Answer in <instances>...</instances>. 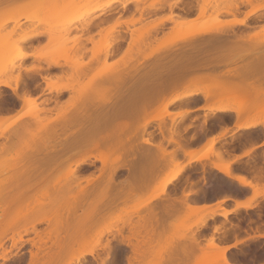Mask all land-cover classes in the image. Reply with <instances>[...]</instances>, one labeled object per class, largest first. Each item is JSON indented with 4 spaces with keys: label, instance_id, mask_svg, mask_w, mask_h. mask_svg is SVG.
<instances>
[{
    "label": "bare ground",
    "instance_id": "1",
    "mask_svg": "<svg viewBox=\"0 0 264 264\" xmlns=\"http://www.w3.org/2000/svg\"><path fill=\"white\" fill-rule=\"evenodd\" d=\"M15 1L16 0H11V1L7 0V2L5 1L6 2L5 5H0L1 7L0 28H2L9 21L17 22L21 16H23L26 19L36 20L38 23H43L46 25V27L42 31L33 32L30 35L27 34L28 32H25V34L21 38L10 41L8 37L10 36V34L15 32L16 26H14L11 30L7 31L6 36H3L2 38L0 37V51H2L1 50L2 48L3 49L5 48L4 50L8 48H11L13 50L14 49L13 46L19 48L20 43L22 41L27 40L31 42L30 38H33L34 36L36 37L37 35L42 33L46 34L47 36V40H48L47 44L48 43L50 44V42L53 44L57 39V36L59 35L61 36V34L63 35V34L71 33L72 31L76 32L74 35L77 34L74 37V39H72L73 40L72 42L73 43L75 42V44H77L76 45L77 47L79 44L77 42L82 38H84L81 37L80 31L83 33L84 29L89 30V26L91 24L93 23L94 25L97 24L96 22L90 23V20L89 22H87L86 20L84 21L85 23L82 22L79 25L77 24V22L85 19V16L88 14H92L95 12L103 13V11H106V9L111 4H113V2H117V0H105L103 4L97 5L93 2L95 0H28L27 2L22 4L18 2H17L18 4L17 3L15 4ZM118 1H121L122 5L126 3L125 0H118ZM138 1L140 2L139 4L140 9H142V7H147L150 5L152 6L155 4L160 5L164 2H167L168 0H138ZM234 1H238V0H214L213 4L211 3V0H201V3H197L198 6L193 5L192 7L195 9L196 8L195 6H197L195 12L197 10L196 15L198 17H203L204 15H206V13L208 14V10L210 11V9L212 12L216 14V16L218 15L221 16L222 12L223 13L225 12L224 14L231 13L232 16H234L235 13L232 12L235 9L234 6L238 8L237 5L238 2H235L236 4L235 3L231 4ZM243 1H245L248 5H250V9L245 12L246 16H244V18H237V16L235 15L234 18L229 20L228 22L224 24L218 23L214 27L196 26L195 28L193 26L194 29L193 27L190 29L192 25L188 26L186 28H189V30L177 36L173 35V36H169L168 38H165L157 46L153 47L149 52L140 51V45L141 44L145 45L151 42L149 39L150 31H152V29H154L155 27H158L159 22L152 24L151 27L143 26V28L139 30L137 36L131 38L132 40H130L129 42V45H136L138 47L139 49L138 54L140 55V56L138 55L139 58L137 56L134 57V55L132 54H128L127 52L128 50H127L124 51L127 53H124L118 57L120 61L118 60L113 63H107L106 61L107 57L110 54L111 55L113 54L111 52L108 53L109 52L108 48L110 47L111 41L110 40L108 41L107 39L111 34L112 30L111 32L109 31L107 36H104L101 45L95 44L92 36L89 35L88 39L93 44V47L91 49V55L88 56L89 59L87 61L83 60V55H85L86 50L85 47L82 45L83 46L82 49L81 47H77L78 50L74 52L76 53L78 51V53L74 55L75 57L76 55L81 56L80 58L82 60L79 59H78L79 61L69 60L70 63H72V66L71 65L70 66L73 67L72 70L74 73V75L72 73L71 76L73 75L72 77L73 78L76 77L77 79L78 77L81 78L86 77L83 84L77 87L62 82L57 84L56 82L52 81L49 77L42 75L40 72H37L39 71L40 68H35L33 66L26 68L25 71L28 73L27 74L29 76L28 78H31L32 76H34V74L39 75L42 79L46 78L47 81L46 82L44 80L43 81L49 90L48 92L49 93L54 92L57 98H59L58 95L60 96V94H64V92H68V93L71 91L75 92V95H70L69 98L62 103L57 102L56 101L57 98L54 99V102L55 101L56 102L53 108L52 107L48 108V104H46L48 102L44 103L46 101L45 100L46 98L43 99L44 102H42L41 100L39 102V100L37 99L39 96L37 97L33 95L30 92V90H28L27 88L24 87L25 88L24 92H21L23 89L20 90L19 89L20 87L17 88L18 86L17 79H19L18 74H16V76L17 75L18 76L15 77L14 84H11L8 80L0 81V87H4V88H8L9 90H12L15 94L14 96L16 97V99L19 100L18 102L21 101L20 103L22 107L20 109H22L23 106L25 107L24 110L23 109L20 110L21 112L18 110L19 112L16 111L17 112L16 114L9 115L10 117L7 114L6 116L8 117H5L4 116L5 114L4 115L0 114L1 135L3 132L12 130V128L10 127L13 125L16 126V124L17 126L15 128L20 127L21 130L23 129V131L21 132L19 128V132H21V134L19 132L17 134H14V132L12 133V136L14 134V136L17 137L18 139V140L12 139L13 141H15V143L11 140L9 141V142H13L12 144L14 145L11 144L12 146H9L10 144H8L9 147L7 146L5 149L0 150V159L2 160L3 157H6L7 161H11L9 167L6 166L0 168V173H1L0 175H2V172H4L3 174L9 172L11 169L10 167H12L13 169H11V171L13 175L12 174L10 175L12 176V178L13 177L18 178L22 174H25L27 181L26 182L27 185L26 184L23 185L25 186L23 187V190L25 191L27 190L26 192L24 191V193L22 194L23 196H18V195L14 196L16 195V193H13L12 195L11 193H9L10 195L7 196V193L5 192L6 193V195L4 194L5 197L8 199L9 202H11V204L9 203V206H8V202L6 201L7 199L4 197L3 193L1 192L3 197L2 195H0V198L2 197V199H4L2 200L4 201L3 203L4 205L1 204L0 205L1 208L6 207L5 210H3V212L6 213L3 214H7V215H5L6 219H4L5 221L3 220V225H2V226L6 225V227L1 226L2 228H0V247H2L3 240H5L4 238L7 236L8 226H12V224H15L19 219V217H21L24 224L28 223L27 226L24 227V229L22 230L23 233L27 234L32 232L34 234V237L28 239L27 241L30 247L27 251L29 256V260L27 264H70L69 259L68 261L63 260L65 252H67L68 249L73 246V244L79 243V241L82 239L83 235L85 234V231L91 226V224L94 221H97L98 219L103 217V215L107 214V212L111 210H115L120 205V208L125 216L120 222L121 225L118 228L114 229L115 230L114 233L112 234L110 232L112 235L111 237H113V239H116V242L118 241L119 243L124 244L130 248L132 255L126 258L127 264H144L142 257L145 256V249L143 248V246H146L151 242L156 230L161 225V221H160L161 208L162 210H169L171 206L177 203V201L171 198L170 194L166 192L167 184L176 180L182 171L187 170L188 165H191L194 161H199L203 158L209 160L208 161L209 167L216 169L218 172L222 173L224 176L228 178L243 183L245 187L247 186L253 190L254 195L261 194L264 197V192L260 193L256 189V185H257L256 183L258 182V181L256 182V180L261 179L264 176V171L263 172L257 171L261 167L257 170L254 169L255 173H252L254 170L252 169L253 171H251L250 169L252 176L247 175L251 177V178L249 177L250 179L248 177L246 178L244 174L246 171L249 170L246 169L248 168V166H246L245 168L246 170L244 173H240L241 169H234L235 167L233 168L232 166L234 165L233 162L235 160L233 161L232 159H234L235 157L234 158L231 157L232 159L228 157L229 154L233 152V150L234 151L236 150L229 145V143H232L231 142L232 140L228 142L227 140H225L226 137L224 138V140H221L220 138L219 140L218 139L216 140V138H218L219 136H216V134L211 132L213 129L212 127L215 124L213 122L211 124L214 125H209V123L207 122L208 120L210 121V119H215L217 117L216 115L217 113L218 114L222 113L221 115L226 114V116L227 114H229L233 119L232 124L234 123L236 127V128L234 127V131L235 129H237L240 132L241 131L248 132V131H252L256 127L261 125L262 128H260V130L262 129L261 131H263L264 134V83H261L259 85L253 83L254 78H252L254 73L258 74V72L262 73L263 71L264 52L258 53L259 55L256 57L255 63H254V59L253 60L249 59L248 62L244 63L242 60L243 59L242 56L245 55L243 51H246L247 47H243L245 49L244 50L241 46L243 44V41L244 43L250 41L252 48L256 45V47H261V49L263 48L262 49L263 51L264 36L260 38L259 36H256V33L251 34L252 33L251 32L249 33L250 35H247L248 34L247 33L246 35L241 36L239 40L233 39V41H231L230 39H228L230 38L229 30H232V27L239 26L240 28L236 27L238 30V29H242L241 28L242 26L244 30L246 29L245 27L248 26V23L245 21V17H247V15H252V14L254 15L256 13L258 14L259 11L264 13L263 12L264 4L263 5L259 4L257 0H243ZM57 2L59 3V5H57L58 4ZM81 2L83 3L79 4ZM170 2H167V5ZM174 2L176 3L175 0ZM194 2L196 1L194 0ZM35 3L38 4L35 5ZM47 3L49 4L46 5ZM33 4L35 5V7L33 6ZM6 5L9 7H7ZM171 5L168 6L171 7ZM231 7L234 8V9L232 8L233 9L232 11L230 9ZM40 8L41 9L46 8L48 10L51 8V10L43 11L40 13L41 10ZM171 9H173V6ZM236 10L237 9H235V11ZM188 12H186V14ZM195 12L193 11V13ZM262 13H260V15H262ZM253 15L251 17H253ZM172 19H173V14L170 13L166 17V20L170 21ZM100 22L101 21H99V23ZM117 22H119V19L117 20ZM130 22L131 21H126L127 24H130ZM131 24L133 23L131 22ZM254 26L255 25H252V28ZM17 27H19V25H17ZM195 37H204L210 42L217 41V43L223 45L221 46L219 44L223 49L220 50L221 51L220 53L211 54L204 50L201 51L202 50L201 47H199L198 50L192 49L190 47L188 48L187 46H189V44L192 45L191 39ZM180 40L183 41L185 44L184 45L185 47L180 48L181 50L178 51L176 49L174 50L172 48H169V46L174 45L177 41ZM167 47L169 48L167 49L169 51H167V53L165 52L166 53L165 55L163 52L160 53L161 51H163L162 50L163 48H167ZM62 48L64 49L65 46L64 47L61 46L60 49ZM102 48L104 49L103 52L104 55L101 61L99 60L98 55L102 52ZM63 49L61 51H63ZM261 49H259V51H261ZM24 52L21 51L17 52V54L14 57H12L11 64H13L15 59L24 58L28 54L27 51H26L27 53ZM242 52L244 53V55H242ZM40 55H38V57L43 58L44 61L47 62L48 64L54 63L55 65L61 67L63 65V64L62 65L59 64L58 61H56L57 59L55 60L53 57L50 58L49 56L46 55L44 56H40ZM178 56L184 58L182 61L183 64H180L182 58L177 59ZM72 58L73 56L71 57V59ZM137 58L139 59V64ZM146 59L152 60L154 63L156 62L159 65L160 63L163 64V60H165L164 62L170 61L169 62L170 68H176L180 64L181 66L183 65V67L186 66L184 69L182 68V70L184 71L186 70L187 72L191 71L192 74H190L189 77L187 76V83H186L187 87L185 88V90L177 94L174 98L169 99L163 104L162 106L163 112L149 117L148 115H144L145 117L143 116L144 118L143 121L138 124L137 128H135L137 129L136 132L137 135L124 137L123 135L125 131L129 129L131 123L128 120L135 118L140 114L143 115V113L144 114L147 113V108L150 105L151 97H154L156 95L155 91L159 92L160 90L159 86L161 84L159 82V77L161 74L160 72H156V71L152 72V70H150L151 67H154V63L152 62H151V67L149 66L150 64L149 65L146 64L148 68L150 67L149 70L146 69L147 68L146 65H145L146 68L143 67L144 66L143 62ZM3 60L4 58L0 57V63ZM133 60L137 62L131 63L134 62ZM160 60L161 62L159 63ZM236 60L238 62L241 60L243 63L240 61L241 64H239ZM91 62L94 64L96 62L98 63L101 62L102 64L100 67L102 68L101 71L103 74L96 73L95 75H91L88 77V73L90 71L87 72L86 70H88L89 66L92 67V65L90 64ZM129 63H131V65ZM199 63H203L201 67H198L196 65ZM234 63H237L239 65L236 64V66L233 67L232 64ZM137 64L139 65V67ZM226 64L227 65L229 64L228 68H226L225 70H221V68L224 69L223 67L226 66ZM140 66L141 68L142 67L143 68L140 69ZM218 68H220V70H217ZM46 69H48V67H46ZM143 69L146 70L140 71ZM182 70H177V68L174 70L171 69L168 73H166V75L167 74L169 75V76L167 75V77H169V80L166 79V81H169L170 84L175 85V83L179 82L178 80L181 78L182 72H184ZM30 71L34 73H30ZM186 71L184 73H187ZM100 74H102V76L99 77L102 79L99 81L97 76ZM218 77H221V79L224 77L222 79L223 81L222 83L218 82L217 84H213L209 88H194L195 87L194 84L196 82H200V80H208V81L211 80L210 82H212V81H217L219 79ZM250 77L253 80H250ZM237 79L238 81L244 80L243 81L244 83L246 82L245 80H247L246 83H248L246 85H243L244 87L243 86L240 87L242 93L245 96L240 97L241 99L239 98V101H237L238 103L237 106L233 107L223 103L209 104L207 106V109L213 115L209 117L208 115H205L203 117L204 120L203 122L201 121L202 124L203 123L205 124L203 125V127H201L202 125L200 124V121L197 123V121L195 122L193 119H186L187 114L193 111L190 110L192 108H190L189 103H193L195 98L197 97L201 98L202 101L204 100L206 103L207 101H209L210 99L209 97L213 98L219 93V91H221V93L223 92L222 89L224 90V88L219 90V88H221L223 85H227L228 87V85H231L234 82H235L234 84L236 85ZM227 87L224 90V92L228 90ZM210 90H212V92L214 90L213 94L211 93ZM21 93L22 95H20ZM150 95H154V96L150 97ZM49 100L50 99H48V101ZM191 100L193 101L189 102ZM174 101H178V102L184 101L183 103L187 102L186 104L189 105H187V107H185L186 109H184V111L180 113L181 119L178 122L175 121L177 118L174 120L173 117L171 118V116H168V118L172 120L167 125H165L166 123V120L164 121L165 116L167 118V115L170 114V112H168L167 110V106L173 103ZM43 112H48V113L52 112L54 116L44 117L46 114ZM40 113L44 115V116L42 115L43 120L42 119L39 120L41 117L39 116L41 115ZM26 118L27 120L30 118L34 119V121L31 122L32 120L30 119L31 124H29L28 121H26ZM21 121L22 123L27 122L25 124H28L29 125V126L27 125L28 127H31V125L33 124L40 125L38 133L32 135L30 128L22 124ZM153 121L158 122L156 123V125L159 129V132L161 133L160 136L162 137V139L165 140L164 142H166L167 145L171 144L173 146L171 150L164 148L161 145L162 143L159 144L160 142L155 143V141H151V139H153L152 136L151 138L148 137L149 133L147 131V128L149 125H151L150 123ZM220 122L221 121L219 120V122L217 123ZM18 123H20L21 125L20 124L18 125ZM218 125H221V123ZM189 129L190 130L192 129V132H190ZM188 130L191 134L189 136H186L185 133H187ZM164 133H166V135H164ZM218 133L217 135H219L221 131L219 134ZM222 133L223 134H220V137H224L221 135H224L225 133L223 131ZM229 134H227L228 137ZM247 134H248L247 137H244L242 135L238 137L239 139L245 138L246 141L247 140L249 141V145L252 146L253 144L251 143H254L252 142L253 141L252 139L255 136H252L250 133ZM12 136H10L9 139H11ZM138 136L141 137V139L140 137L137 139V140L140 139L139 140L141 142L140 145L135 143V140ZM199 136L201 137L207 136L208 138L207 140V138L205 137L207 140L206 142L207 147L203 149V152L201 154L196 153V150L194 151L189 149V147L192 144H195L200 141ZM233 137H235L234 134ZM238 137L236 136L235 138ZM245 140L240 139L238 141V144L240 145L239 143L240 141L242 142L244 141V143H246ZM216 141H218V144H216ZM227 145H229V148H231L232 151L229 148H227ZM243 145L244 144L241 145V148L242 149L246 148L247 145L246 146L244 145L245 147H243ZM257 145H259V143L254 144L253 145L254 148ZM251 146L249 148H251ZM253 146L251 149H247V150L244 149L245 152L243 151V153L245 156L249 157L248 163L256 164L258 162L259 159L258 157L260 155H261L260 158L262 157V159L264 160V151H262L260 155L259 154L257 155L254 152V150H252ZM235 147H237V145H235ZM237 148L239 149V147ZM71 149H75L76 151L75 154H80V152L82 155L85 152L88 153L87 154L85 153L86 156L84 155L80 159L71 162L69 161L71 155L63 158L64 157L63 155L66 153V151H69ZM226 149L231 152L227 151ZM134 150H136V153L138 152L139 157L142 155L141 153L146 154V156H142V157H147L145 166L142 163H141L142 165L141 167L138 165L140 168L136 166L137 161H138L137 163H139L141 159L142 162L144 161L143 158L138 160L136 156H135L136 158L133 157L134 159L132 157L131 158L126 157L131 152L134 153ZM91 151H97V155L94 154L92 155ZM13 153L15 154L13 155ZM243 153L241 155H237L236 159L239 158L241 159ZM113 155L115 156L114 158ZM178 155H184L189 157L186 163L187 166L186 164L182 166H178L174 162V166H177L178 168L173 172L165 175V177H163V179L160 181L159 183L160 191L154 194L155 196L154 198L160 195H162V197L154 206L153 205L151 206L150 200L146 199L145 203L137 209H133L132 207H130V209L127 210L126 208L123 207L124 205L127 204L128 201H131L134 197L133 196L134 194H132L135 191L133 190V183H132L135 182L134 180H136V186L138 185L137 187L139 190L142 188H147L149 181L152 179L153 175L155 176L154 170L158 162L156 156L162 159H165V157L167 156L168 159L174 161L176 160L175 157ZM90 157H92L93 160L92 159L90 160ZM111 157L113 159H110ZM95 160L100 163V167L98 166V168L96 169L97 174L98 173L99 174L94 175L96 173L88 172V174L84 175V172H87L84 170L85 166H91V164ZM132 161H134L135 163ZM18 162H25L23 163L25 164V166L19 165L20 168L18 169L17 167H15L17 165L16 163ZM12 164L14 165L15 168H17L16 169L17 172H14L16 170L14 169ZM62 164H65L66 166L64 169L62 168ZM203 167H205L204 164ZM137 168L139 169L136 170ZM121 171H125L126 174V176L123 177L124 179L122 178L121 180L124 183L125 187L127 186L126 188L127 192L123 191L125 187L121 188V184L123 183H121L120 180H119L120 186L118 188L116 182L114 181V178L119 176L118 174ZM36 173L39 175L38 181L37 182L35 181L34 183H30L31 180L29 179V177L31 175L33 176ZM121 174L123 175L124 172ZM18 180L15 179V181L11 183H13L14 185L17 183ZM18 182L21 181L19 180ZM0 183L3 182L0 181ZM11 183L9 184L10 186L16 187L15 185L13 186ZM2 201L0 200V203H2ZM5 202L7 203V206H5L6 205ZM247 202L236 201V207L249 208V204ZM19 204L21 205L23 204L22 208L23 210L25 209L24 212L23 210H20L21 206L18 207ZM10 207L13 209H11ZM159 208L160 211H158ZM15 209L16 211H14ZM251 209L255 212L258 218H261L262 215L264 216V198L263 200L256 202ZM19 210L22 211V213L19 212ZM79 210H81L80 213H78ZM229 213L230 211L228 210H222V212H219L218 214L223 218H227V215ZM237 220L240 221L241 218L237 217ZM37 223H45L46 229H44V231L36 230L35 224ZM249 223L254 224L252 231L253 233H255L254 235H251L249 239L251 238L253 242H255V240H259V238L260 239L264 238V233L263 232L261 233V231L259 230L261 224H263L264 222L261 223L260 221L259 223L254 219H252V217H250ZM28 225H30V227ZM11 228L12 227H10V229ZM125 228L128 229L129 235H123V231L125 230ZM22 231L20 230L16 232L18 237L17 239L13 236L15 233L14 230L10 231L12 232L10 235V238L12 240L11 249L14 248L16 251H18L20 247H23L24 244L18 245V241L22 239V234H21ZM111 244H112L111 240L108 239L104 243H101L100 240H97L94 247H90L88 249L83 250L77 255L76 259L79 260L81 257H83L86 254L87 255L96 254L95 258L98 259L99 252H103L104 253L103 257L99 256L100 257L99 264H111V259H112L111 257H113L112 256L113 246ZM211 246L214 247L215 244L211 242L210 247ZM227 248L228 247L222 248L219 259H211L208 261L207 264H218L219 261H221L220 264H233L227 262L226 258L224 257V253ZM2 250H3V254H0V258H2L3 262L7 260L9 261V259L12 257L18 259V256L15 254L16 252L11 256L6 257L4 255L6 249L3 248ZM15 255L17 257H14ZM96 259L95 261H97ZM177 259L178 257L176 252L172 251L169 254V256L165 260H163V264L176 263Z\"/></svg>",
    "mask_w": 264,
    "mask_h": 264
},
{
    "label": "rangeland",
    "instance_id": "2",
    "mask_svg": "<svg viewBox=\"0 0 264 264\" xmlns=\"http://www.w3.org/2000/svg\"><path fill=\"white\" fill-rule=\"evenodd\" d=\"M104 1L105 0H95L93 2L97 5H101L104 3ZM137 1L138 0H125L126 3L124 4V6H126V4L129 2L134 3ZM168 1H171L173 3V5L175 4L174 0L173 1L168 0ZM175 1H176V3L178 2V0H175ZM195 1L196 2H194V0L193 1L188 0L187 2L188 3L194 2L195 5H197V6H198L197 3H201V0H195ZM242 1L238 0V1H234L233 3H231V4H234L235 2H238L237 3L238 8L236 6H234V8L237 9L238 11H241V12H238L237 10H236L237 11L236 12L233 7L230 8L231 11L234 9L232 12L235 13L237 18H244V16H246L245 12L250 9V5H248L245 1H243V2ZM257 1L261 5L264 4V0H257ZM17 2L18 1H15V4ZM213 2H214V0H211L212 4H213ZM82 3L83 2H81L79 4H82ZM137 3L140 4L139 1ZM36 4H38V3H35V5ZM48 4L49 3H47L46 5H48ZM114 4L122 5L121 1L117 0V2H113V4H111L107 9L110 10ZM35 5L33 4L34 7H35ZM57 5H59V3ZM155 5H157V4H155ZM197 6H195L196 7L195 9H197ZM230 6H233V5H230ZM148 7H152V5L147 6V7H142V9H140L139 17H134L133 15L128 17V16L123 15V16L117 17L115 20L109 19L106 24L103 21L99 20V17H101V15L103 14L102 12H95L92 14H88L85 16V19L78 21L77 24L79 25L80 23H82L86 20H87V22H89V20H90V23H92V19L97 20L96 21L97 24L94 25L95 27L94 26L91 27V25H92L91 24L89 26V30L84 29L83 33L80 31L81 37H84V38H82V39L80 38L81 40H79L77 42V43H79L77 47H81V49L83 46L85 47L86 51L84 50L85 55H83V60L87 61L89 59L88 56L91 55V49L93 47V44L88 39L89 35L92 36L95 44L101 45L103 42L104 36H107L109 31L111 32V30H112L111 34L109 35V37L107 39H108V41L109 40L111 41L110 47L108 48V51H109L108 53L111 52L113 54L112 55L110 54L107 57L106 61H107V63H113V62L119 60L118 57L120 55L127 53V52H128V54H132V55H134V57L137 56L139 58L140 55L138 54L139 53L138 47L136 45H129V42H130V40H132L131 38H134V36L135 37L137 36L139 30H141L143 28V26L144 27L145 26L151 27L152 24L159 22L158 27H155L154 29H152V31H150V38L149 39L151 42L147 43L145 45H142V44L140 45V51L149 52L153 47L157 46L165 38H168L169 36H173V35L177 36L181 33H184L185 31L189 30V28H186L188 26L192 25L190 27V29L193 26L195 28H196V26L197 27H199V26H213L214 27L218 23L224 24V23L228 22L229 20L233 19L235 16V15L232 16L231 13L230 14H224L225 12L224 13L222 12L223 14L221 13V16H219V15L216 16V14L214 12H212L210 9V11L208 10V14L206 13V15H204L203 17H198L196 15L197 10H196V13L193 14V11H190V9H189L188 10L189 12L187 11L189 13V14L187 13L189 15L188 19H187V17H182V16H184V14L182 15V13L176 12L174 7L168 13L163 12L164 10L163 9L161 10L160 8L159 9L157 8L155 10L156 13H153V10L145 11V10H147ZM107 9H106V11H107ZM50 10H51V8L49 10L46 8H43L40 10V13L43 11H50ZM263 10H261V11H263ZM103 12H105V11H103ZM170 13L173 14V19L169 21V20H166V17ZM260 13H262V12L259 11L258 14L257 13L254 15L252 14L253 17H251L252 15H247V17H245V21L248 23V26L251 24L255 25L253 28L252 27L247 28V26H246L245 27L246 29L244 30L243 27L241 26V28L243 30L242 29L237 30V28H240V27L234 26V27H232V30H229L230 38H228V39H230L231 41H233V39L239 40L241 36L246 35L247 33H248L247 35H250L249 33H251V32H252L251 34L256 33V36H259L260 38L263 37L264 36V30H263V27H264L263 22L264 21H261V23L249 22L251 19H256V20L257 19H263L264 13H262V15H260ZM175 14H176V16H175ZM190 15H193V17H191ZM255 15H256V17H255ZM118 19H119V22H117ZM99 21H101V22L99 23ZM126 21H131L133 24H131V22H130V24H127ZM168 22L172 23L171 27H169V28H167V26H166V23H168ZM160 23H161V25H160ZM17 25H19V27H17ZM14 26H16L15 32L10 34V36L8 37L10 41L21 38L25 34V32H28L27 34L30 35L33 32L42 31L46 27V25L43 23H38L36 20L26 19L23 16H21L17 22L9 21L2 28H0L1 29L0 30V37L2 38L3 36H6L7 31L11 30ZM194 27H193V29H194ZM226 29H228V28H226ZM240 30H242V31H240ZM237 31H239V32H237ZM75 33L76 32L72 31L71 33L63 34L64 36L61 34V36L60 35L57 36V39L55 40V42L53 44L51 42H50V44L49 43L47 44V41H48L47 36H46V34L42 33V34H39V35H42V38H40L37 42L36 41L28 42L27 40H24L20 43L19 48L14 47V46H13V48H14L13 50L11 48H8L6 50H4L5 48L4 49L2 48L1 49L2 51H0V57L4 58V60L0 63V81L1 80H8L11 84H14L15 83V77H17L19 75V79H17L18 80L17 81L18 82L17 88L20 87L19 88L20 90L23 89L21 92H24L25 88H27L28 90H30V92L33 95H35L37 97L39 96L37 98L39 100V102H40V100L42 102H44L43 99L46 98L45 99L46 101L44 103L48 102V103H46V104H48V108H50V107L53 108L55 106L56 101L60 102V103L66 101L70 95H75L74 91H71L69 93L64 92V94H60V96L58 95L59 98H57L54 92H52V93L48 92L49 90L46 87V84L44 82L41 85H39V87L34 88V89L30 88V85H28V84L24 85L23 82L31 83L32 81H37L36 78L38 75L34 74L35 77L30 76L31 78H28L29 77L27 75L28 73L25 71L26 68L33 66L35 68H40L39 71H37V72H40L42 75H44L46 77H49L52 81L56 82L57 84L62 82V83L71 84L75 87L83 84L86 77L85 78L84 77H82V78L78 77V79L76 77H74L75 78L74 79L72 77L74 75L73 70H72L73 67H71L72 63H70V61H69V60H71V61L82 60L80 58L81 56L76 55V57H75V55H74V54L78 53V51L76 53H74L76 50H78V48L76 47L77 44H75V42L74 43L72 42L73 41L72 39H74V37L77 35V34L74 35ZM39 35H37V36H39ZM126 35H127V37H126ZM119 37L120 38L122 37L125 39L127 38V41L125 43L124 48L121 51H119L118 53H114V52H112V48L114 47V42L116 41V39H119ZM24 42H26V43H24ZM209 42L210 41L205 39L204 37H195V38L191 39L192 45L189 44V46H187V47L188 48L190 47V48L195 49V50H198L199 47H201V49H202V50L200 49L201 51L204 50V51H207L208 53H211V54L212 53L213 54L214 53H220L221 52L220 50L223 49L221 47L223 45H221L220 43H217V41H213L210 43ZM27 44H29V45H27ZM32 44H35V45L32 46ZM130 44H132V43H130ZM184 45H185L184 42L180 40V41H177L174 45L169 46V48H172L174 50L176 49L179 51V50H181L180 48L185 47ZM61 46H63V47L65 46L64 49L62 48L63 51H61L62 49H60ZM241 46H242V48L247 47L246 51H243L245 53V55L242 52V55H244V56H242V58H243L242 60L244 63L248 62L249 59L250 60L254 59V63H255V59L259 55L258 53L264 52V50L262 51L263 48L261 49V47H256V45L252 48L250 41H247V43L246 42L244 43V41H243V44ZM169 48L168 47L163 48L162 49L163 51H161L160 53L163 52L165 55L167 53V51H169V50H167ZM259 49H261L262 52L259 51ZM20 51L21 52L25 51L24 53L28 52V54H27L28 56L26 55L24 58L15 59L13 64H11L12 57H14L17 54V52H20ZM124 51H127V52H124ZM103 52H104V49L102 48V52L98 55V58L101 61H102V58L104 55ZM38 55H40V56L46 55V56H49L50 58L53 57L55 60L57 59L56 61H58L59 64H61V65L63 64V65L61 67V66L55 65L54 63L48 64L47 62L44 61L43 58H39ZM72 56H73V58L71 59ZM262 56H263V54H262ZM181 58H182L181 56H178L177 59H181ZM30 59H31V62H30ZM183 59L184 58H182L180 64H183L182 63ZM135 60H133L134 62H131V63L137 62ZM77 61H74V62H77ZM164 61L165 60H163V64H162V63H160L161 62V60H160L159 61L160 65H159L156 62L154 63L152 60H149V59L144 60V62H143L144 66L143 67H145L146 64H148V65L150 64L149 66L151 67V62H152V63H154V67H151V69H150V67L148 68L146 65L147 68L146 67L145 68L148 70L149 69L152 70V72L153 71L160 72L161 75L159 77V82L161 85L160 84H159L160 86L158 85L160 87V90L158 89L159 90V92L157 91L158 93L155 91V94H156V95L154 94L155 96L150 95V97L151 96H154V97H151L150 105L147 108V113H145V114L143 113V115L140 114L139 116H136V117L134 116L135 118L128 120L131 123H130L129 129L125 131V133L123 135L124 137L136 136L137 135L136 134L137 129H135V128H137L138 124L143 121L144 115H148V117H149V116H153V115H156V114L163 112V108H162L163 104L166 101H168L169 99L174 98L177 94L184 91L185 88L187 87L186 86L187 76L189 77V75L192 74V72L191 71L187 72L185 70L187 73H184L185 71L182 70V68L184 69L186 66L183 67V65L181 66L179 64L180 66L178 65V67H176L177 70H182L184 72H182V76L178 80L179 82H177V83L174 82L175 85L170 84L169 81H166V79L169 80V77H167L168 74L166 75V73H168L171 69L174 70L176 68H170V66H169L170 61H168V62H164ZM240 61L239 62L237 61V62L239 64H241ZM96 63L95 64L92 62L90 63L92 65V67L89 66L88 70H86L87 72L90 71L88 73V77L91 75H95L96 73H102V71H101L102 68L100 67L102 63L101 62H99V63L96 62ZM131 63H129V64L131 65ZM138 64H139V59H138ZM202 64L203 63H199L196 65L198 67H201ZM236 64L237 63L232 64L233 67H235ZM239 64H237V65H239ZM228 65L226 64V66H224V67L222 66L224 69H222L220 67L221 70H225L226 68H228ZM54 66L57 67V69L52 70L51 68ZM141 66H140V69L143 68V67L141 68ZM230 66H231V64H230ZM46 67H48V69H46ZM90 67H91V70H90ZM138 67H139V65H138ZM220 68H218L217 70H220ZM231 68H232V66H231ZM145 70L143 69L140 71H145ZM23 72H25L24 73L25 75L23 74ZM87 72H86V75H87ZM30 73H34V72L30 71ZM72 73H73V75L71 76ZM260 73L261 72H258V74L254 73V75L252 77V78H254V80L251 79V77H250V80H253V83H256L258 85L261 83H264V79H263L264 78L263 77L264 76L263 75L264 74V68H263L261 75H260ZM16 74H18V75L16 76ZM102 74L97 76L99 81L102 79L99 77V76H102ZM196 74H198V73H196ZM184 75H185V77H184ZM61 77H62V79H61ZM32 78H34V79H32ZM218 78L219 79L217 81H212V82H210L211 80L210 81L200 80V82H196L194 84L195 85L194 88H209L213 84H217L218 82L222 83L223 82L222 79L224 77L222 79H221V77H218ZM261 78L263 79V82H262ZM42 80H44L45 82L47 81L46 78H43ZM243 81H241V80L238 81V79H237L236 85L234 84L235 82L231 85H228V87H227V85H223L221 88H219V90L222 88H224V90H225L226 87L228 88V90L224 92V90L222 89V91H223L222 93H221V91H219V93H221V94L218 93L213 98L209 97L210 99L206 103L204 100H203L204 101L203 102L202 99L198 98V97L195 98V100L193 99L195 102L193 100L189 101V102L193 101V103H189L190 108H192L190 110H193V111L188 113L187 117L185 116L186 119H193L195 122L197 121V123L200 121V124L202 125L201 127H203V125H205L204 123L202 124V122L204 120L203 117L205 115H208V117L213 115L207 109V106L209 104L223 103V104H227V105L233 106V107L237 106L238 105L237 101H239V98L245 96L242 93V90L240 89V87L248 84V83H246L247 80H245L246 81L245 83ZM229 89H231L233 91H231ZM210 91L213 94L214 90H213V92H212V90H210ZM153 93H154V91H153ZM153 93H151V94H153ZM14 95L15 94L12 90H9L8 88L0 87V114L11 113L14 115L17 112H19L20 110L25 109L24 106L22 109H20L22 107V105L20 103L21 101L18 102L19 100L16 99V97ZM20 95H22V93ZM48 99H50V100L48 101ZM54 99H56L55 102H54ZM196 99H198V100H196ZM183 102L184 101H180V102L174 101L173 103H171L167 106V110H168V112H170V114L167 115V118H166V116H165V119L163 118L164 121L166 120L165 125H167L172 120V119L168 118V116H171V118L173 117L174 120L177 118L175 120L177 122L181 119L180 113L183 112L184 109H186L185 107H187V105H189V104H186L187 103L186 101H185L186 103H183ZM185 104H186V106H185ZM6 107H10V108H8V110H7ZM43 113H45L46 115L44 116L42 113H40L41 115H39V116H41V117L39 120H41V119L43 120L42 115L44 117H46V116L53 117L54 116L52 112H49V113L43 112ZM221 114L222 113H219V114L217 113L216 114L217 117L215 119H210V121L208 120L207 122L209 123V125L215 124L213 127L211 126L213 128V129L211 128L212 129L211 132L215 133L219 130H223L225 132V134H228L231 131L230 127H231L233 119L229 114H227V116H226V114H224V115H221ZM218 115H219V117H218ZM30 119L27 120V118H26V121H28L29 124H31V122L34 121V119H31L32 121ZM219 120L221 121L220 123L222 126L218 125V124H220V123H217V122H219ZM224 121H225V124H224ZM213 122H214V124H211ZM21 123H22V121H21ZM25 123H27V122H25ZM25 123H22V124L27 126L28 124H25ZM156 123H158V122L153 121L150 123L151 125L148 126V128H147V131L149 133L148 137L151 138V136H152L153 139H151V141H155V143L160 142L159 144L162 143L161 145L164 148L171 150L173 148V146L171 144L167 145L166 142H164L165 140L162 139V137L160 136L161 133L159 132V129H158ZM19 124L20 123H18V125ZM16 126H17V124H16ZM16 126L13 125L10 127V128H12L13 131L10 130L11 132L7 131L8 133L3 132L2 135L0 134L1 135L0 136V150L5 149L8 146V144H10L9 146L14 145V144H12L13 142L15 143V141H13V140H18L17 137L14 136V134H17L19 132L20 127L19 128L17 127L18 128L17 129V128H15ZM169 126H170V124H169ZM28 128H30L31 134L34 135V134L38 133L40 125L33 124V125H31V127H28ZM20 130H21V128H20ZM189 130L187 131V133H185L186 136H189L191 134L190 132H192V129L190 130V132H189ZM22 131H23V129L21 130V132ZM13 132H14V134L12 136ZM21 132H19V133L21 134ZM188 132H189V134H188ZM9 133H11V134H9ZM247 133H250L252 136H255L257 138L256 141H259L260 139H262V137H264V134L262 132H260L261 133L260 134L258 132V130H252V131L245 132V133L244 132H242V133L234 132V136L242 135L244 137H247L248 136ZM164 135H166V133H164ZM10 136L15 137L16 139L12 138V137H11V139H9ZM139 137L140 136H138L136 138L135 143L140 145L141 142L139 140L141 139V137L139 140H137ZM203 138L205 139V137L199 136L200 141L197 142L196 144H194L192 147H199L198 145H200L204 141ZM240 139H242V138H240ZM10 140L13 142H9ZM239 140L236 139L234 141L235 145L238 146ZM16 144H17V141H16ZM231 144L234 145L233 142ZM231 144H229V145L233 148V146ZM229 145H227V148H229ZM205 147H207L206 142L203 143L202 145H200L199 149H202L201 153L203 152V149ZM262 148H264V146L256 151L257 155L258 154L260 155ZM229 149L231 150V148H229ZM236 150H237V148H236ZM227 151H229V150H227ZM235 151L233 150V152H235ZM75 152H76L75 149H71L69 151H66V153L63 155L64 156L63 158L71 155L69 161L74 162L77 159H80L81 157H83L84 155L86 156V154L88 153V152L87 153L85 152L86 154L84 153L82 155L81 152H80V154H75ZM229 152H231V151H229ZM135 153H136V150H134V153L131 152L126 157L127 158H129V157L130 158L131 157L136 158L137 157L138 160L143 158L145 162L144 161L142 162L141 161L142 159H141L139 161V163H137L138 161L136 160L137 161L136 166L141 167L142 166L141 163L144 164V166H145L147 157H142V156H146V154L141 153L142 154L141 155L139 153L141 155L139 157L138 152L136 154ZM14 154L15 153H13V155ZM91 154L97 155V151H91ZM115 155H117V154H115ZM152 155H154V154H152ZM260 156L258 157L259 158L258 162H257L258 164L257 163L253 164V163H248L247 161H245V162L243 161V162H240L239 164H237V166H239V168L243 172H245L246 169L247 170L249 169L248 171H246V173H251L250 169H251V171H253L254 169L255 170L259 169L260 167L261 168L257 171L263 172L264 171V161H263L262 157L260 158ZM114 157L115 156L113 155V158ZM176 157H175L176 160L171 161L170 159L167 158V156L165 157V159H162V158H159L158 156H156V158L158 159V162H157L156 168L154 170L155 176L153 175L152 179L148 183L147 188H142L139 190L137 187L138 185L136 186V180H134L135 182H132L133 183V190H135L132 193V194H134L133 195L134 197L131 201H128L127 204L124 205L123 207L126 208L127 210H129L130 207H132L133 209H137L145 203L146 199H149L150 205L154 206L162 197V195H160V196H157L156 198H154L155 197L154 194L158 193L160 191V188H159L160 181L163 179V177H165V175L173 172L174 170H176L178 168L177 166H174V162L176 165L182 166V165H185L188 161V159H184L181 155H178ZM228 157L231 158L230 154ZM113 158L111 157L110 159H113ZM127 158H126V160H127ZM211 158H213V157H211ZM211 158H210V160H211ZM91 159L93 160L92 157H90V160ZM203 160H208V159L203 158ZM119 161H121V160H119ZM132 162H134V161H132ZM10 163H11V161H7V158L3 157L2 160L0 159V168L6 167V166L9 167ZM23 163H25V162H18V163H16L17 165L15 167H17L19 169L20 166H25V164H23ZM93 163H94L95 167L93 166ZM93 163L91 164V166H85L84 170L87 172H84V175L88 174V172L96 173L94 175L99 174V173L97 174L96 169L98 168V166L100 167V163L96 160L93 161ZM247 163L251 166H249ZM118 164H120V163H118ZM204 165H205V167H203V164L195 165V166L188 165L187 170L182 171L176 180L167 184L166 192H168L170 194L171 198L175 199L177 201V203L174 204L173 206H171L169 208V210H162V208L160 207L161 208V212H160L161 214L160 213L159 214H160L161 225L156 230L151 242L148 245L143 246V248L145 249V256L142 257L144 264H163V260H165L172 251L176 252L177 257H178L177 262L173 263V264H207L208 261L211 259H219L222 248L225 247L222 245L224 240H222L221 238H217V236H216L219 232H225L226 238H232L233 237L235 240V244L237 246L236 248H234L235 251L233 252V254L228 253L229 247L226 249V251L224 253V257L226 258L227 262L233 263V264H260V263L262 264V263H264V238H261L259 240H255V242H253V240L251 238H250L251 240L249 239V235H253L252 230L254 227V224L249 223V218L252 217V219H254L255 221H257L259 223H260V221H261V223L264 221L263 215L261 216V218H258L257 215L255 214V212L251 209L252 206L256 202L263 200V198H264L263 195H261V194L254 195L253 190L249 193V187H239L234 182H232L228 177H226L222 174L215 173L214 170H216V169H214L212 167H208V164L207 165L204 164ZM186 166H187V164H186ZM246 166H248V168H246ZM13 167H14V165H13ZM15 167H14V169L16 170L17 168H15ZM65 167H66L65 164H62V168L64 169ZM10 168L13 169L12 167H10ZM139 168H137L136 170H138ZM11 169H10V171H11ZM255 170L252 173H255ZM7 171H9V170H7ZM9 172H7V173L5 172L6 174H3L4 172H2V175H0V181L3 182V183H0L1 184L0 186L1 187L3 186L2 188L0 187V189L2 190V191L0 190V195H2V193H3V195L4 194L6 195V193H7V196H8V195H10L9 193H11V195L13 193H16V195H14V196H17V195L23 196L22 194L25 191V190H23V187H25L23 185H25V184L27 185V183H26L27 181H26V177H25L26 175L22 174L20 176L21 178L20 177H18V178L13 177V178L20 179L21 182H18L19 181L18 180L17 181L18 184L17 183H16L17 185L14 184L16 187H12L9 185L11 182H6L4 180L2 181V179H5V178H9V177L12 178V176H10L12 174V171L10 173ZM14 172H17V170ZM123 172L125 174V171H121L118 174L119 176L114 178V181L116 182L117 188L120 186L119 180L121 181V183H123L121 179L124 176H126V174L125 175L121 174ZM135 172H138V171H135ZM36 174H34L33 176L31 175L29 177V179L31 180L30 183H34L35 181L36 182L38 181L39 175L38 174L36 175ZM136 179H137V177H136ZM117 181H118V184H117ZM11 184L13 185V183H11ZM256 184H257L256 189L258 190V192L263 193L264 192V184L262 185V184H259L258 182ZM123 187H125L124 183L121 184V188H123ZM126 188H127V186L125 187V189H123L124 192L127 190ZM3 195H2V197H3ZM5 195H4V197H5ZM236 196H249V208H242L241 207L240 208L241 210H236L234 212V214L230 217L227 215V218L220 217L218 219V218L214 217L216 215L215 211L212 212V210H208L205 206H199L198 205L201 197H207L210 200L221 199L222 202H225V201L231 200V198L236 197ZM2 197L0 198L1 201L4 200V199H2ZM6 201L8 202V206H9V203L11 204V202H9L8 199ZM179 202H181V203H179ZM3 203H4V201H2V203H0V204L4 205ZM5 204H6L5 206H7L6 202H5ZM1 205H0V228L6 227V225L5 226H2V225H3V220L6 219L5 215H7V214H3V213H6V212H3V210H5L6 207H2V208H4V209H2ZM22 205L21 204H19V206L17 205L18 207L21 206L20 210H23ZM224 205L225 204H222V206H224ZM13 207H15V206H13ZM160 208L158 211H160ZM8 209H9V207H8ZM11 209H13V208H11ZM17 209H19V208H17ZM20 210H19V212L22 213V211H20ZM223 210H227V209H223ZM14 211H16V209ZM24 211H25V209L23 210V212ZM228 211H230V210H228ZM80 212H81V210L78 211V213H80ZM212 213H214V214H212ZM124 216L125 215H124V213L121 210L120 205H119V207L116 208L115 210H111V211L107 212V214L103 215V217H101L97 221H94L91 224V226L85 231V234L83 235V237L79 241V243L73 244V246L71 248H69L67 252H65L63 260L68 261V259H69L70 264H99L100 257H103V255H104L103 252H99L98 259L95 258L96 254H93V255H87L86 254L83 257H81L79 260L76 259V257L83 250L88 249L90 247H94L97 240H100L101 243H104L108 239V240H111V243H112L111 245L113 246V250H112V252H113L112 256L113 257H111L112 258L111 264H127L126 258L128 256L132 255L130 248L124 244L119 243L118 241L116 242V239H113V237H111L112 236L111 233L113 234L115 231L114 229L118 228L121 225L120 222L124 218ZM236 216L240 217L241 220L238 221ZM27 224L28 223L24 224L21 217H19V219L17 220V222L15 224H12V226H8L7 236L4 238L5 240H3L2 247H0V254H3L2 249L5 248L6 252L4 253V255L6 257H9L16 252L15 254L18 256V259L12 257L9 259V261L7 260V261L3 262L2 258H0V264H11L13 262H14L13 264H15V261L18 262L19 260L21 261V260H24L25 258L27 259L26 261L28 262V260H29L28 252H27V257L25 255L20 254L21 251H24L25 249L30 248L27 241H28V239L34 237V234L32 232L27 233V234L23 233L22 230L24 229V227L27 226ZM28 226L30 227V225H28ZM10 227H12L11 229L14 230L15 233L13 236L16 239L18 238L16 232L20 231V230L22 231L21 232L22 239L20 241H18V245L24 244V246L20 247V249L18 251H16L14 248L11 249L10 243L12 242V240L10 238V235L12 232H10V231H12V230L10 229ZM45 227H46L45 223L35 224L36 230H39V231H42V230L44 231V229H46ZM259 230L261 231V233L262 232L264 233V225L263 224H261ZM123 235H129L127 228H125V230L123 231ZM211 242H213L215 244L214 247H212V246L210 247ZM16 255L14 257H17ZM95 259L98 262L95 261ZM220 262L221 261H219L218 264H220Z\"/></svg>",
    "mask_w": 264,
    "mask_h": 264
},
{
    "label": "crops",
    "instance_id": "3",
    "mask_svg": "<svg viewBox=\"0 0 264 264\" xmlns=\"http://www.w3.org/2000/svg\"><path fill=\"white\" fill-rule=\"evenodd\" d=\"M28 0H20V3L22 4V3H25V2H27ZM114 6H118V4H114L113 5V7ZM162 6V5H154V6H152V7H148L147 8V10H156L157 8H160V7ZM7 7H9V6H7ZM1 8V7H0ZM2 8H3V6H2ZM6 8V7H5ZM194 12H195V10H194ZM167 13V12H166ZM196 13V12H195ZM195 13H193V14H195ZM188 14H184V16H182V17H187V19H188V16H187ZM191 17H193V15H190ZM190 17V18H191ZM171 25H172V23L171 22H168V23H166V26H167V28H169V27H171ZM40 38H42V36L41 35H39V36H34L33 38H30L31 39V41H38L37 39H40ZM35 39V40H34ZM29 42V41H28ZM33 45V44H32ZM35 45V44H34ZM33 45V46H34ZM30 62H31V59H30ZM25 72H23V74H24ZM5 114V113H4ZM3 114V115H4ZM2 115V116H3ZM8 116L9 115H13V114H11V113H8L7 114ZM1 116V115H0ZM5 117H8V116H6V114L4 115ZM10 117V116H9ZM233 122V121H232ZM260 126V127H259ZM258 127H256L255 129L257 130L258 129V132H259V130H260V128H262V126L261 125H259ZM234 127H235V125H234V123L231 125V127H230V134H229V137H228V135L227 134H224V135H221V136H224V137H220V134H223L222 133V131L223 130H219V131H217V132H215L214 134H216V136H219L218 138H216V140L218 139L219 140V138L221 139V140H224V138H225V140H227L228 142H230L231 140V142H233L234 143V141L236 140V139H239V137L238 138H235V137H233V134H234V132H237V133H242V131L240 132L239 130H237V129H235V131H234ZM236 128V127H235ZM255 129H253V130H255ZM262 130V129H261ZM260 130V132H262L263 133V131H261ZM220 131H221V133H220ZM220 134H219V133ZM224 132V131H223ZM244 133L246 132V131H243ZM249 132V131H248ZM217 133L219 134V135H217ZM225 133V132H224ZM213 134V135H214ZM231 135H232V137H231ZM215 136V135H214ZM213 136V137H214ZM215 136V137H216ZM206 138H207V136H205ZM209 137V136H208ZM206 138H205V140L200 144V145H202L203 143H205V142H207V140H208V138H207V140H206ZM233 138H234V140H233ZM229 139V140H228ZM242 139H244L245 140V138H242ZM255 140L257 139V138H254ZM254 139H252L251 141L252 142H254V143H251V141H250V143L251 144H258L259 143V145H257V146H255V148H256V150H255V148H254V146H253V149L252 150H254V152L256 153V151L258 150V149H260L261 147H263L264 146V144H263V141H264V137H262V139H260L259 141H256V143H255V140ZM246 141V140H245ZM242 141H240L239 143H240V145L238 144V146L237 147H239V149L237 148V147H235V146H233V149H236L237 148V150L235 151V152H231L230 154L231 155H233V156H231L230 155V157H235L234 159H232V158H230V159H232L234 162H233V168L234 169H240L239 168V166H237V164H239L240 162H245V161H247V162H249V157L248 156H245L244 155V153H243V151L245 152V150L244 149H251L252 148V146L251 145H249V141L247 140L246 141V143H244V141L241 143ZM196 144V143H195ZM216 144H218V141H216ZM229 144H231V143H229ZM242 144H244L245 146H246V148H241V145ZM194 144H192L189 148L191 149V150H196V153H201V151H202V149H199V147H200V145H198L199 147H192ZM243 145V147H245ZM251 146V148H249ZM232 151V150H231ZM262 152V151H261ZM243 153V155L241 156V159L239 158V159H236L237 158V155H241ZM236 155V156H235ZM184 159H189V157L188 156H184V155H181ZM243 157V158H242ZM248 157V158H247ZM238 160V161H237ZM240 161V162H239ZM264 161V160H263ZM201 164H208V160H200V161H194L191 165H193V166H195V165H201ZM190 165V166H191ZM188 167V166H187ZM209 167V166H208ZM242 171V170H241ZM214 172L215 173H217V174H222V173H220V172H218L217 170H214ZM237 172V171H236ZM240 173H244L243 171L242 172H240ZM245 174V177L247 178H249L250 176H252V173H244ZM243 174V175H244ZM223 175V174H222ZM247 175H250V176H247ZM251 178V177H250ZM249 178V179H250ZM232 182H234L237 186H239V187H245V185L243 184V183H241V182H239V181H236V180H234V179H231V178H229ZM258 181V183L259 184H264V176H263V178H261V179H257L256 180V182ZM247 187V186H246ZM252 191V189H250L249 188V193ZM236 201H240V202H247L248 204H249V196H236V197H233V198H231V200H228V201H225V202H222V200L221 199H212V200H210L209 198H207V197H201L200 198V200H199V203H198V205L199 206H205L208 210H212V211H215V216L214 217H216V218H220L221 216H219V212H221L223 209H227V210H230V213L228 214V216L230 217V216H232L233 214H234V212L236 211V210H241L240 208L241 207H236ZM222 204H225L224 206H222ZM255 233H253V235H254ZM256 234H257V232H256ZM217 238H221L222 240H224V242H223V246H225V247H229L228 248V253L229 254H233V252L235 251L234 250V248H236L237 246H236V244H235V240H234V238L232 237V238H226V233L225 232H219L217 235ZM251 235H249V237H250ZM246 237V236H245ZM248 237V236H247ZM260 239V238H259ZM261 264V263H260Z\"/></svg>",
    "mask_w": 264,
    "mask_h": 264
},
{
    "label": "flooded vegetation",
    "instance_id": "4",
    "mask_svg": "<svg viewBox=\"0 0 264 264\" xmlns=\"http://www.w3.org/2000/svg\"><path fill=\"white\" fill-rule=\"evenodd\" d=\"M5 1L7 2V0H0V5H5L6 4ZM8 1H11V0H8ZM16 1H18L20 3V0H16ZM12 2H14V1H12ZM167 2H170V1H167ZM167 2H164V3L160 4V5H162L160 7V9H163L164 10L163 12H167V13L170 12L172 6L175 8V11L177 10L176 12H180L182 14H186L187 9L188 10L191 9V11H194V8L192 7L193 5H195L194 2L193 3H188L186 0H184V1L183 0H178V2L175 3L174 5L171 2L170 3L172 5L170 3H168V5H171V7L167 5ZM7 5H8V3H7ZM11 5H12V3H11ZM145 11H149V10H145ZM153 13H156V11L154 10ZM123 15H125V16L128 15V17H130L132 15L134 17H139V15H140V6H139V4L138 3L129 2V3L126 4V6H124V5L114 6L110 10H107V11L103 12V14L100 17V20L103 21L106 24L109 19L115 20L117 17L123 16ZM96 21L97 20L95 19L92 22H96ZM254 21H255V23H258V22L264 21V19H259V20L258 19L257 20L256 19H254V20L251 19L249 22H251V23L253 22L254 23ZM93 26H94V23L92 24L91 27H93ZM247 27H249V26H247ZM250 27H252V25H250ZM126 37H127V35H126ZM126 41H127V38L126 39L125 38L116 39V41L114 42V47L112 48V52L118 53L119 51H121L124 48ZM51 69L55 70V69H57V67L54 66ZM32 79H34V78H32ZM36 79H37V81H32L31 83H29V82H27V83L25 82L24 83L23 82V84L24 85H27V84L30 85V87L32 89L37 88L44 81L41 79V77L39 75L37 76ZM6 108H9V107H6ZM15 179L18 180L17 178H15ZM15 179L10 177V178H5L3 180L6 181V182H13V181H15ZM263 225H264V223H263ZM27 251H28V249H25L24 251H21L20 254L21 255H25L27 257ZM26 260L27 259L25 258L24 260L18 261L15 264H27Z\"/></svg>",
    "mask_w": 264,
    "mask_h": 264
},
{
    "label": "snow or ice",
    "instance_id": "5",
    "mask_svg": "<svg viewBox=\"0 0 264 264\" xmlns=\"http://www.w3.org/2000/svg\"><path fill=\"white\" fill-rule=\"evenodd\" d=\"M261 150L264 151V148H262Z\"/></svg>",
    "mask_w": 264,
    "mask_h": 264
}]
</instances>
